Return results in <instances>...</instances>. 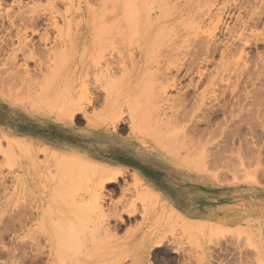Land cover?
I'll list each match as a JSON object with an SVG mask.
<instances>
[{"label": "rangeland", "instance_id": "374dc122", "mask_svg": "<svg viewBox=\"0 0 264 264\" xmlns=\"http://www.w3.org/2000/svg\"><path fill=\"white\" fill-rule=\"evenodd\" d=\"M200 1L174 36L133 0H0V264H264V0ZM74 157L124 173L100 226Z\"/></svg>", "mask_w": 264, "mask_h": 264}, {"label": "bare ground", "instance_id": "6f19581e", "mask_svg": "<svg viewBox=\"0 0 264 264\" xmlns=\"http://www.w3.org/2000/svg\"><path fill=\"white\" fill-rule=\"evenodd\" d=\"M256 1H258V0H255V2ZM262 7H263V5L261 7H256V9H252L250 11V13L248 14V16H249L248 20L243 23L244 29L247 28V30H248L249 26L259 27V25H261V24L264 25V10ZM151 12H158L159 15L161 17H163L162 19H160V21H162L164 23V29H163L164 33L167 35H169L170 33H174V36L175 35L177 36L178 34H180L181 31L184 30V29H181L183 26L182 24H184V23H185V25L188 26V29L190 28V31L192 30L191 34H198L199 31L196 30V28L200 29V28L204 27L205 25L208 24L207 23L208 21L210 22L214 17H216L213 14L212 7H207L206 4L205 5L201 4L200 0H164L162 6H152V7H148L146 0H133V2H132V27H133L134 32L135 31L140 32L142 20L143 21L149 20L147 17L152 14ZM217 15H220V18H219L217 24L215 25L216 31L210 32L209 33L210 36H216L217 30L220 29L219 26L221 24L225 23L224 19L222 18V14L217 13ZM237 18H240V14L238 15ZM157 19L154 18L155 23H156ZM185 25L183 27L186 28L185 29V32H186V30H188V29ZM179 26H181L180 32H178ZM189 26H191V27H189ZM11 27H12V29H16V37L19 36L18 38H20L22 30L20 28H14V24ZM194 27H196V28H194ZM241 32H242V30H241ZM188 33H190V32H188ZM226 33L229 36H237V34H235V31L229 27H227ZM244 34L245 33H241L238 36H243ZM250 36H262V34H257L255 32H253ZM45 40H47V39H45ZM26 51H28V49ZM33 55H34V52L32 49L31 51H29L28 57L32 58ZM17 72H18V74L16 72L15 73L18 76H20L19 74L22 73L20 71H17ZM11 73L7 74V75L11 76L14 72L12 74ZM26 73L28 74V72H26ZM16 74L15 75L13 74L12 75L13 78L9 77L8 79H10V80H8V81L5 80L4 82H9V81L12 82L13 81V82H17V85H19V83H20V85L22 84V86H24V85H26L25 83L30 82L33 78L32 77L33 75L32 76L27 75L26 77H23L24 75L21 74V76L18 77V76H16ZM5 79H7V78H5ZM11 79H12V81H11ZM0 80L3 81L4 79L2 78ZM9 85H10V83L8 84V86ZM11 85L13 86L14 83ZM77 109H79V108H77ZM77 111L78 110H76V113H77ZM8 148L12 149L10 147H8ZM81 159L82 158L74 157V159L72 160L73 162L70 165L68 164V166H70L72 168V170H74V171H75V169L73 167H76V169L78 168V170L79 169L83 170L82 173L84 175V178H85V175L86 176L91 175V177L89 176L90 180H91V178H93L95 180V181L92 180L93 183L90 185L91 181L88 178V180H89L88 184L90 185V188H89L90 195H89L88 199H84L83 202L93 212L97 213L98 219H99L97 221V226H100L101 224L104 223L105 218L107 217L104 203L106 202V200L109 199V197L107 195H105V189L107 188V186L115 187V184H117L119 182L120 178L124 177L123 176L124 173L117 171V170H113V169L108 168V167L106 168L105 165L103 167H100V166L97 167L96 165H95L96 167L94 165L89 166L88 163L84 164L83 160H81ZM60 160L63 161V159H61V158H60ZM62 161H60V162H62ZM92 162H94V161H92ZM63 168H66V167L63 166ZM79 173H80V171H78V174ZM72 174H73V171H72ZM75 178H77V177H75ZM84 178L81 177V179H84ZM134 179L136 182H138V184L140 183L138 177H135ZM144 191L143 192L141 191L142 192L141 196L145 200L146 199H148V200L152 199L153 196H155L152 194L153 191L150 188H148L147 191H145V192ZM135 212H136L135 210L129 209L128 214H130V216H131V215H134ZM163 223H164L163 219L160 220L159 222H152V225L150 226L151 227L150 232H147V233H150V235H148L149 240H155V243H157L158 245H160L163 241V239L160 237V234H161L160 232L162 231ZM224 223L227 224L228 222H224ZM224 223H222V224H224Z\"/></svg>", "mask_w": 264, "mask_h": 264}, {"label": "crops", "instance_id": "0c3cea01", "mask_svg": "<svg viewBox=\"0 0 264 264\" xmlns=\"http://www.w3.org/2000/svg\"><path fill=\"white\" fill-rule=\"evenodd\" d=\"M226 207H228V208H230V206H228V205H225Z\"/></svg>", "mask_w": 264, "mask_h": 264}]
</instances>
